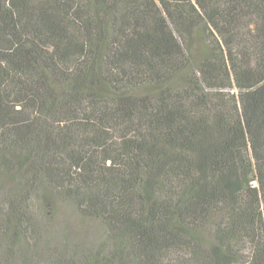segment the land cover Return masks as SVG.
I'll return each instance as SVG.
<instances>
[{"label": "trees", "instance_id": "trees-1", "mask_svg": "<svg viewBox=\"0 0 264 264\" xmlns=\"http://www.w3.org/2000/svg\"><path fill=\"white\" fill-rule=\"evenodd\" d=\"M0 184L2 264H264V0H0ZM40 193L107 238L43 259Z\"/></svg>", "mask_w": 264, "mask_h": 264}, {"label": "rangeland", "instance_id": "rangeland-1", "mask_svg": "<svg viewBox=\"0 0 264 264\" xmlns=\"http://www.w3.org/2000/svg\"><path fill=\"white\" fill-rule=\"evenodd\" d=\"M6 186L0 184V264L5 260L10 240L3 226V213L7 204ZM30 210L36 216L39 227L36 234L38 244L34 241V246L43 259L48 258V255L56 258L69 255L74 250L96 248L107 238L106 225L82 214L71 201L51 199L40 193L31 200ZM22 245L27 248L26 241Z\"/></svg>", "mask_w": 264, "mask_h": 264}]
</instances>
